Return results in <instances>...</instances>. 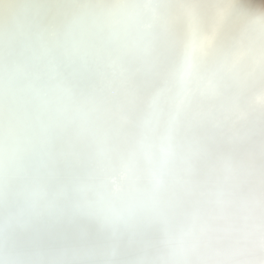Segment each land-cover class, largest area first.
<instances>
[{"label":"clouds","instance_id":"1","mask_svg":"<svg viewBox=\"0 0 264 264\" xmlns=\"http://www.w3.org/2000/svg\"><path fill=\"white\" fill-rule=\"evenodd\" d=\"M0 264H264V0H0Z\"/></svg>","mask_w":264,"mask_h":264}]
</instances>
